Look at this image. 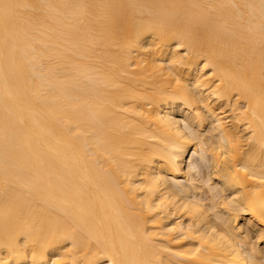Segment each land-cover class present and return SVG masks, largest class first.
<instances>
[{"label": "bare ground", "instance_id": "obj_1", "mask_svg": "<svg viewBox=\"0 0 264 264\" xmlns=\"http://www.w3.org/2000/svg\"><path fill=\"white\" fill-rule=\"evenodd\" d=\"M0 264H264V0H0Z\"/></svg>", "mask_w": 264, "mask_h": 264}, {"label": "rangeland", "instance_id": "obj_2", "mask_svg": "<svg viewBox=\"0 0 264 264\" xmlns=\"http://www.w3.org/2000/svg\"><path fill=\"white\" fill-rule=\"evenodd\" d=\"M195 159H196V157H195V156H193V157H192V160H193V161H195Z\"/></svg>", "mask_w": 264, "mask_h": 264}]
</instances>
